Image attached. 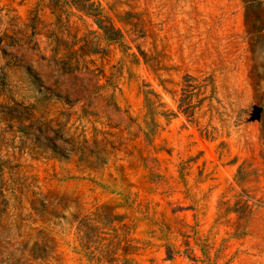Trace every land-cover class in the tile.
<instances>
[{"label": "rangeland", "instance_id": "374dc122", "mask_svg": "<svg viewBox=\"0 0 264 264\" xmlns=\"http://www.w3.org/2000/svg\"><path fill=\"white\" fill-rule=\"evenodd\" d=\"M0 264H264V0H0Z\"/></svg>", "mask_w": 264, "mask_h": 264}]
</instances>
